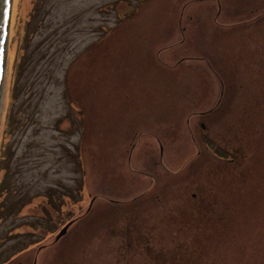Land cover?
Masks as SVG:
<instances>
[{"label": "rangeland", "instance_id": "rangeland-1", "mask_svg": "<svg viewBox=\"0 0 264 264\" xmlns=\"http://www.w3.org/2000/svg\"><path fill=\"white\" fill-rule=\"evenodd\" d=\"M10 19L0 264H264V0Z\"/></svg>", "mask_w": 264, "mask_h": 264}, {"label": "water", "instance_id": "water-1", "mask_svg": "<svg viewBox=\"0 0 264 264\" xmlns=\"http://www.w3.org/2000/svg\"><path fill=\"white\" fill-rule=\"evenodd\" d=\"M12 10V0H0V97L2 92V85L5 79L6 62H7V48H8V37L10 28V16ZM1 103V100H0ZM71 221V220H70ZM70 221L63 227L58 233V236L62 235L67 230Z\"/></svg>", "mask_w": 264, "mask_h": 264}, {"label": "flooded vegetation", "instance_id": "flooded-vegetation-1", "mask_svg": "<svg viewBox=\"0 0 264 264\" xmlns=\"http://www.w3.org/2000/svg\"><path fill=\"white\" fill-rule=\"evenodd\" d=\"M202 125L206 126L204 123Z\"/></svg>", "mask_w": 264, "mask_h": 264}]
</instances>
